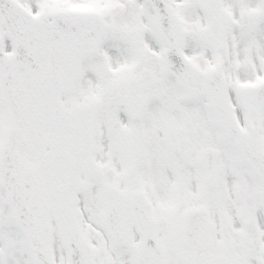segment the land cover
<instances>
[{
	"label": "snow or ice",
	"instance_id": "6c2138e0",
	"mask_svg": "<svg viewBox=\"0 0 264 264\" xmlns=\"http://www.w3.org/2000/svg\"><path fill=\"white\" fill-rule=\"evenodd\" d=\"M0 264H264V0H0Z\"/></svg>",
	"mask_w": 264,
	"mask_h": 264
}]
</instances>
